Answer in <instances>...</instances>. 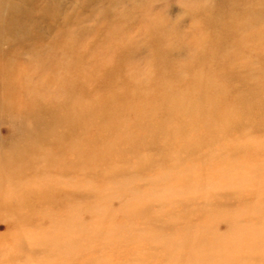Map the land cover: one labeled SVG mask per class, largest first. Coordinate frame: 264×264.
<instances>
[{
  "label": "rangeland",
  "instance_id": "obj_1",
  "mask_svg": "<svg viewBox=\"0 0 264 264\" xmlns=\"http://www.w3.org/2000/svg\"><path fill=\"white\" fill-rule=\"evenodd\" d=\"M251 6L264 0H0L38 99L70 94L45 128L28 102L0 112V264H264ZM47 43L50 59L31 51Z\"/></svg>",
  "mask_w": 264,
  "mask_h": 264
},
{
  "label": "bare ground",
  "instance_id": "obj_2",
  "mask_svg": "<svg viewBox=\"0 0 264 264\" xmlns=\"http://www.w3.org/2000/svg\"><path fill=\"white\" fill-rule=\"evenodd\" d=\"M237 2H239V1H237ZM2 4H5V6H3V8H9L10 7V5L7 1H2ZM252 7H254V6H251L250 8H251V10H253L252 16H253V20H254L256 26L257 25H264V8L256 10V8L252 9ZM222 9H223V7H222ZM223 10H225V9H223ZM12 19H13V17H7V16L5 17V16H2V14L0 13V112H2V111L4 112L8 108H10V104H12L13 102L18 103V102H24L25 101V102H28L30 104V106L32 105L34 107L33 111L30 114L31 115L30 117L32 119L33 124H35V126L38 125L41 128L44 126L47 127V125H48L47 122H50V123L52 121L57 122V123L62 122V119L64 117L61 116L58 113V111L60 108L62 109L64 99L69 98L70 94L69 93L65 94L64 96H62V98H60V100H59V97L54 99V101H55L54 105L55 106L53 108L49 109L46 104L42 103L38 99L37 86L39 85L40 81L37 82V80L34 79V76H32V78H31L29 76L30 73L24 69L25 66H27V65L29 66V64H31L33 62L31 60H27L26 61L27 65L24 62L23 63H21V62L17 63L16 61L14 62L13 57H12V55L14 53L13 48L12 47H6L5 48L3 46L4 41L9 42L11 44V43H14V41L18 37V35H17L18 30L16 29V25L12 22L13 21ZM62 31H64V27H63ZM258 31L259 30L257 28H256V30L255 29L248 30L247 37L249 38V36H250V38L251 37L257 38ZM262 31L264 32V29ZM79 32H82V28H80ZM228 32L229 31H227V35H228ZM230 32H231V30H230ZM63 35L64 34H60L59 36H56L55 39H53V41H52L53 42L52 45L63 44L65 42L63 40ZM221 36H222V34H221ZM228 37H229V35H228ZM37 38H38V36H37ZM61 39H62V42H61ZM224 39H227V38L225 37ZM82 41H83V39H82ZM52 45L50 43H47L44 46L41 45V46H37V47H31V51L36 52L40 48L44 47L45 49H47V51L45 52V55L43 54L41 56V58L45 57V59H50L53 56L51 54ZM259 57H260V55H259ZM22 64H23L24 72H22L20 70ZM42 67H43V64L41 66L37 65V68L34 72L35 76H36V73L38 72V69H42ZM259 67H261V66H259ZM233 71H235V70H233ZM245 78H246V75H245ZM42 80H45V78L43 77L41 79L40 84L42 83ZM41 89H43V88H41ZM19 117L20 116H18L17 118H13V120L11 119L10 121L12 123H15L14 120L19 119ZM17 127H18V129H20L19 131L22 133L24 131H26L27 133L32 135L35 132V130H33L32 127L31 128H25V127H22L20 125H18ZM37 131L38 132L34 133V137L38 139V137H40V134H39L40 132H39V130H37ZM65 132H67V131L65 130ZM67 133H69V132H67Z\"/></svg>",
  "mask_w": 264,
  "mask_h": 264
}]
</instances>
